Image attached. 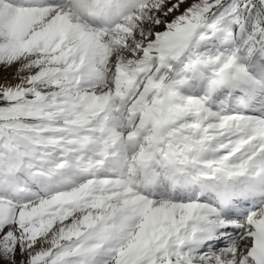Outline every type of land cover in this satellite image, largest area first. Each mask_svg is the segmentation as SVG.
Returning <instances> with one entry per match:
<instances>
[{
  "label": "snow or ice",
  "instance_id": "snow-or-ice-1",
  "mask_svg": "<svg viewBox=\"0 0 264 264\" xmlns=\"http://www.w3.org/2000/svg\"><path fill=\"white\" fill-rule=\"evenodd\" d=\"M0 264H264V0H0Z\"/></svg>",
  "mask_w": 264,
  "mask_h": 264
}]
</instances>
